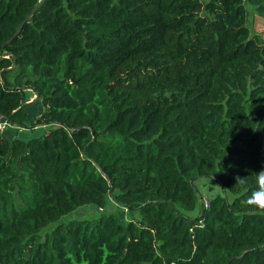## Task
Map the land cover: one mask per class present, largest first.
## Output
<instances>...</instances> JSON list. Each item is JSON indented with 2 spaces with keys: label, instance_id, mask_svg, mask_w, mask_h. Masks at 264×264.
I'll return each mask as SVG.
<instances>
[{
  "label": "trees",
  "instance_id": "1",
  "mask_svg": "<svg viewBox=\"0 0 264 264\" xmlns=\"http://www.w3.org/2000/svg\"><path fill=\"white\" fill-rule=\"evenodd\" d=\"M40 1L0 0V119L31 89L53 125L0 130V264H264V0H44L12 37Z\"/></svg>",
  "mask_w": 264,
  "mask_h": 264
},
{
  "label": "rangeland",
  "instance_id": "2",
  "mask_svg": "<svg viewBox=\"0 0 264 264\" xmlns=\"http://www.w3.org/2000/svg\"><path fill=\"white\" fill-rule=\"evenodd\" d=\"M246 10H247V26L251 32V34H259L264 36V19L259 15L256 7L245 2ZM25 102L26 105L24 107V111L28 114L29 118L24 120L25 126H17L9 123L7 120L6 125L1 129L2 134L8 138H19V139H28L30 137L39 136L43 133H47L53 125H32L33 120L40 114L43 109V105L41 101L36 98V94L31 89H25ZM194 184L197 188L199 197V203H202L204 199H210L214 195L221 194L231 199V195L227 194L223 191L220 184L214 179V177H202L198 178L194 181ZM123 211L126 215V209L116 202L111 195L106 196V203L104 207H97L92 204H86L76 208L70 213L64 215L61 221H67L70 219H95L102 215H106L109 213H115ZM196 211L188 212L190 215H194ZM137 216V213L133 214ZM52 226V225H51Z\"/></svg>",
  "mask_w": 264,
  "mask_h": 264
},
{
  "label": "clouds",
  "instance_id": "3",
  "mask_svg": "<svg viewBox=\"0 0 264 264\" xmlns=\"http://www.w3.org/2000/svg\"><path fill=\"white\" fill-rule=\"evenodd\" d=\"M258 183L260 188L258 191L252 193V195L248 198V203L264 209V172L259 174Z\"/></svg>",
  "mask_w": 264,
  "mask_h": 264
},
{
  "label": "water",
  "instance_id": "4",
  "mask_svg": "<svg viewBox=\"0 0 264 264\" xmlns=\"http://www.w3.org/2000/svg\"><path fill=\"white\" fill-rule=\"evenodd\" d=\"M43 1L44 0H41L33 9H31V11L25 16V18L23 19V21L21 22V24L19 25V27L17 28V30L13 33V35H12V37L13 36H15L17 33H18V31H19V29H20V27L22 26V24L30 17V15L36 10V9H38L40 6H41V4L43 3ZM11 37V38H12ZM36 98H38V96H37V94H36Z\"/></svg>",
  "mask_w": 264,
  "mask_h": 264
},
{
  "label": "built area",
  "instance_id": "5",
  "mask_svg": "<svg viewBox=\"0 0 264 264\" xmlns=\"http://www.w3.org/2000/svg\"><path fill=\"white\" fill-rule=\"evenodd\" d=\"M6 125V121L0 119V130ZM204 205L208 206V200L204 199Z\"/></svg>",
  "mask_w": 264,
  "mask_h": 264
}]
</instances>
